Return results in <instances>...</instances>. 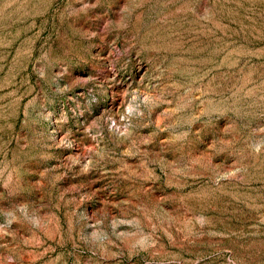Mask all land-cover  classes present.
Segmentation results:
<instances>
[{
	"label": "rangeland",
	"instance_id": "rangeland-1",
	"mask_svg": "<svg viewBox=\"0 0 264 264\" xmlns=\"http://www.w3.org/2000/svg\"><path fill=\"white\" fill-rule=\"evenodd\" d=\"M0 264H264V0H0Z\"/></svg>",
	"mask_w": 264,
	"mask_h": 264
}]
</instances>
